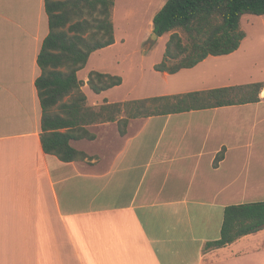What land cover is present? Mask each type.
Masks as SVG:
<instances>
[{"label": "crops", "instance_id": "crops-1", "mask_svg": "<svg viewBox=\"0 0 264 264\" xmlns=\"http://www.w3.org/2000/svg\"><path fill=\"white\" fill-rule=\"evenodd\" d=\"M47 33L44 0H0V264H264V227L205 247L226 206L264 200V52L248 69L245 36L230 54L159 72L160 95L262 82L258 101L132 118L123 135L93 124L94 139L70 141L87 157L61 161L40 142L34 81ZM116 42L89 55L83 85ZM176 74L186 84L169 92Z\"/></svg>", "mask_w": 264, "mask_h": 264}, {"label": "trees", "instance_id": "trees-1", "mask_svg": "<svg viewBox=\"0 0 264 264\" xmlns=\"http://www.w3.org/2000/svg\"><path fill=\"white\" fill-rule=\"evenodd\" d=\"M113 6L114 0H44L48 33L37 54L40 74L34 85L41 107L40 142L45 153L61 161L84 160L87 155L74 149L70 141L94 139L86 127L97 123L116 122L123 135L132 118L259 100L262 82L105 102L98 107L87 105L77 72L92 52L114 43ZM245 14L264 15V0H166L152 17L156 36L169 33L162 59L154 70L173 74L194 67L208 56L232 53L246 36L240 27ZM121 82L119 75L96 70L88 73L86 81L93 93ZM222 157L221 151L214 164ZM263 227L264 200L228 205L223 211L219 238L205 247L226 246Z\"/></svg>", "mask_w": 264, "mask_h": 264}, {"label": "rangeland", "instance_id": "rangeland-1", "mask_svg": "<svg viewBox=\"0 0 264 264\" xmlns=\"http://www.w3.org/2000/svg\"><path fill=\"white\" fill-rule=\"evenodd\" d=\"M165 2L166 0H114L111 18L117 44L112 49L94 55L87 65L88 71L108 72L123 78L120 86L105 90L102 96L108 100L123 102L163 93L165 80L153 66L162 59L169 33L160 37L152 36L154 32L151 20ZM240 27L246 34L244 52L247 55L252 53L246 59L248 69H256L258 66H253V63L258 64L263 59L260 56L264 52V15L245 14L241 17ZM179 33L183 36L182 32ZM182 75H170L167 78L169 92H175L186 84ZM82 76L86 77V74L82 72L78 78L81 79ZM243 80L247 82L250 78ZM81 90L86 95L87 105L98 107L102 104V96L95 97L85 84H82Z\"/></svg>", "mask_w": 264, "mask_h": 264}, {"label": "water", "instance_id": "water-1", "mask_svg": "<svg viewBox=\"0 0 264 264\" xmlns=\"http://www.w3.org/2000/svg\"><path fill=\"white\" fill-rule=\"evenodd\" d=\"M152 36L156 37V35H155V34H152Z\"/></svg>", "mask_w": 264, "mask_h": 264}]
</instances>
